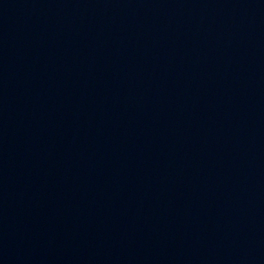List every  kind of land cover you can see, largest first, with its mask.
<instances>
[{"label":"water","instance_id":"obj_1","mask_svg":"<svg viewBox=\"0 0 264 264\" xmlns=\"http://www.w3.org/2000/svg\"><path fill=\"white\" fill-rule=\"evenodd\" d=\"M0 264H264V0H0Z\"/></svg>","mask_w":264,"mask_h":264}]
</instances>
